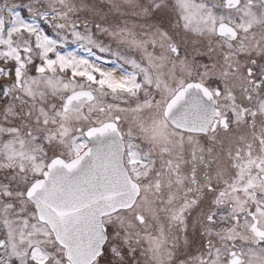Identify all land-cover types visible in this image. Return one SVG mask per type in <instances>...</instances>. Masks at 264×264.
Wrapping results in <instances>:
<instances>
[{
	"label": "snow or ice",
	"instance_id": "1",
	"mask_svg": "<svg viewBox=\"0 0 264 264\" xmlns=\"http://www.w3.org/2000/svg\"><path fill=\"white\" fill-rule=\"evenodd\" d=\"M0 264H264V0H0Z\"/></svg>",
	"mask_w": 264,
	"mask_h": 264
}]
</instances>
